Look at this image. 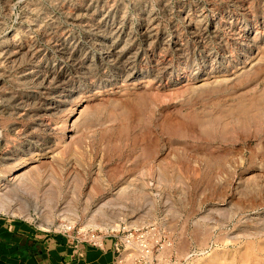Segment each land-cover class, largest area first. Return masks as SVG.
<instances>
[{
  "label": "rangeland",
  "instance_id": "1",
  "mask_svg": "<svg viewBox=\"0 0 264 264\" xmlns=\"http://www.w3.org/2000/svg\"><path fill=\"white\" fill-rule=\"evenodd\" d=\"M0 16V214L108 235L125 264H264V0Z\"/></svg>",
  "mask_w": 264,
  "mask_h": 264
},
{
  "label": "crops",
  "instance_id": "2",
  "mask_svg": "<svg viewBox=\"0 0 264 264\" xmlns=\"http://www.w3.org/2000/svg\"><path fill=\"white\" fill-rule=\"evenodd\" d=\"M114 243L108 239L104 247L77 244L61 231L0 214V264H125Z\"/></svg>",
  "mask_w": 264,
  "mask_h": 264
},
{
  "label": "bare ground",
  "instance_id": "3",
  "mask_svg": "<svg viewBox=\"0 0 264 264\" xmlns=\"http://www.w3.org/2000/svg\"><path fill=\"white\" fill-rule=\"evenodd\" d=\"M63 1H66V0H63ZM83 1V0H82ZM110 1V0H109ZM144 1H146V0H144ZM150 1V0H149ZM35 2V1H34ZM57 2V1H56ZM142 2V1H141ZM141 2H140V4L139 5H141ZM161 2H163V1H161ZM11 3V2H10ZM60 3V2H59ZM62 4V3H61ZM66 4V3H65ZM136 4V3H135ZM148 4V3H147ZM147 4H146V6H147ZM8 5V4H7ZM34 5V4H33ZM37 5H39V4H37ZM37 5H35V6H37ZM89 5V4H88ZM168 5V4H167ZM40 7H42L41 5H39ZM63 6V5H62ZM125 6V5H124ZM45 7V6H44ZM65 7V6H64ZM100 7V6H99ZM125 8V7H124ZM11 9V8H10ZM100 9H101V7H100ZM121 9V8H120ZM189 9V8H188ZM193 9V8H192ZM8 10V9H7ZM49 10V9H48ZM133 10V9H132ZM147 9H145V11H146ZM112 11V10H111ZM128 11V10H127ZM143 11V10H142ZM253 11V10H252ZM7 12H9V11H7ZM29 12V11H28ZM40 13V12H39ZM115 14H116V12H114ZM145 13V12H144ZM150 13V12H149ZM194 13H196V11L194 12ZM30 14V13H29ZM114 14V15H115ZM119 14V13H118ZM126 14H127V12H126ZM148 14V13H147ZM147 14H146V16H147ZM183 14V13H182ZM26 15V14H25ZM129 15V14H128ZM143 15V14H142ZM194 15V14H193ZM199 15V14H198ZM198 15H197V17H198ZM33 16V15H32ZM31 16V17H32ZM35 16V15H34ZM82 16V15H81ZM126 16V15H125ZM145 16V15H144ZM150 16V15H149ZM152 17H153V15H151ZM200 16V15H199ZM1 17V16H0ZM46 17V16H45ZM118 17V16H117ZM122 17V16H121ZM128 17V16H127ZM143 17V16H142ZM36 18V17H35ZM38 18V17H37ZM83 18V17H82ZM115 18V17H114ZM114 18H112V19H114ZM119 18V17H118ZM117 18V19H118ZM130 18V17H129ZM128 18V19H129ZM189 18H191V17H189ZM195 18V17H194ZM206 18V17H205ZM32 19V18H31ZM50 19V18H49ZM52 19V18H51ZM84 19V18H83ZM104 19V18H103ZM111 19V18H110ZM25 20V19H24ZM30 20V19H29ZM33 20V19H32ZM120 20V19H119ZM127 20V19H126ZM125 20V21H126ZM131 20V19H130ZM129 20V21H130ZM148 20H149V18H148ZM193 20V19H192ZM198 20V19H197ZM109 21V20H108ZM116 21V20H115ZM202 21V20H201ZM55 22V21H54ZM107 22V21H106ZM119 22H121V21H119ZM214 22V21H213ZM38 23H39V21H38ZM41 23V22H40ZM50 23V22H49ZM110 23V22H109ZM151 23V22H150ZM189 23V22H188ZM1 24V23H0ZM31 24V23H30ZM33 24V23H32ZM37 24V23H36ZM52 24V23H51ZM118 24V23H117ZM116 24V25H117ZM120 24V23H119ZM122 24V23H121ZM128 24V23H127ZM246 24V23H245ZM38 25V24H37ZM36 25V26H37ZM41 25V24H40ZM59 25V24H58ZM57 25V26H58ZM153 25H154V23H153ZM202 25V24H201ZM200 25V27H202ZM4 26V25H3ZM32 26V25H31ZM39 26V25H38ZM87 26V25H86ZM109 26V25H108ZM114 26V25H113ZM132 26V25H131ZM143 26V25H142ZM44 27V26H43ZM120 27V26H119ZM147 27H148V24H147ZM193 27V26H192ZM37 28V27H36ZM40 28V27H39ZM47 28V27H46ZM60 28V27H59ZM103 28V27H102ZM107 28V27H106ZM123 28V27H122ZM121 28V29H122ZM126 28V27H125ZM199 28V27H198ZM1 29V28H0ZM113 29H115V28H113ZM141 29V28H140ZM154 29H155V27H154ZM153 29V30H154ZM202 29H203V27H202ZM205 29V28H204ZM111 30V29H110ZM120 30V29H119ZM210 30V29H209ZM43 31H44V29H43ZM132 31H133V29H132ZM146 31V30H145ZM67 32V31H66ZM118 32V31H117ZM123 32V31H122ZM128 32V31H127ZM156 32V31H155ZM33 33V32H32ZM124 33V32H123ZM126 33V32H125ZM14 34V33H13ZM12 34V35H13ZM120 34V33H119ZM126 35H127V33H126ZM176 35V34H175ZM98 36V35H97ZM114 36V35H113ZM117 36V35H116ZM14 37H15V35H14ZM13 37V38H14ZM107 37H109V36H107ZM154 37V36H153ZM11 38H12V36H11ZM13 38H12V40H13ZM47 38V37H46ZM90 38V37H89ZM112 38V37H111ZM124 38V37H123ZM37 39V38H36ZM118 39V38H117ZM5 40V39H4ZM10 40V39H9ZM11 40V41H12ZM16 40H17V38H16ZM69 40V39H68ZM73 40V39H72ZM78 40V39H77ZM16 42V41H15ZM69 42V41H68ZM113 42H115L114 40H113ZM117 42V41H116ZM134 42V41H133ZM23 43V42H22ZM66 43V42H65ZM71 43V42H70ZM73 43V42H72ZM120 43V42H119ZM6 44V43H5ZM15 44V43H14ZM17 44V43H16ZM21 44V43H20ZM32 44V43H31ZM37 44V43H36ZM81 44V43H80ZM15 46V45H14ZM27 46V45H26ZM29 46V45H28ZM31 46V45H30ZM56 46V45H55ZM65 46V45H64ZM82 46V45H81ZM101 46V45H100ZM1 47V46H0ZM77 47H79V46H77ZM132 47V46H131ZM16 49H17V47H15ZM15 48H13V50L15 51ZM61 49H62V47H60ZM87 48H88V46H87ZM256 48V47H255ZM2 49V48H1ZM6 49V48H5ZM26 49V48H25ZM67 49V48H66ZM90 49V48H89ZM130 49V48H129ZM22 50V49H21ZM24 50V49H23ZM81 50V49H80ZM83 50V49H82ZM91 50V49H90ZM94 50V49H93ZM92 50V51H93ZM117 50V49H116ZM2 51V50H1ZM11 51V50H10ZM25 51V50H24ZM75 51V50H74ZM121 51V50H120ZM125 51H126V49H125ZM7 52V51H6ZM21 52V51H20ZM20 52H19V54H20ZM31 52V51H30ZM36 53H37V51H35ZM63 52V51H62ZM89 52V51H88ZM116 52V51H115ZM1 53V52H0ZM3 53V52H2ZM13 53V52H12ZM16 53V52H15ZM27 53V52H26ZM73 53V52H72ZM81 53H83V52H81ZM93 53V52H92ZM109 53V52H108ZM129 53V52H128ZM21 54H23L22 52H21ZM28 54V53H27ZM69 54V53H68ZM76 54H78V53H76ZM3 55V54H2ZM9 55V54H8ZM13 55V54H12ZM11 55V56H12ZM37 55V54H36ZM74 55V54H73ZM86 55V54H85ZM84 55V56H85ZM97 55V54H96ZM1 56V55H0ZM3 56H5V55H3ZM7 56V55H6ZM16 56V55H15ZM22 56V55H21ZM21 56H19V57H21ZM31 56H32V54H31ZM68 56V55H67ZM83 56V57H84ZM106 56V55H105ZM111 56V55H110ZM110 56H108V57H110ZM117 56V55H116ZM10 57V56H9ZM12 57H14V56H12ZM62 57H63V55H62ZM97 57V56H96ZM120 57V56H119ZM123 57V56H122ZM121 57V58H122ZM66 58V57H65ZM126 58H128V57H126ZM6 59V58H5ZM14 59H15V57H14ZM17 59V58H16ZM123 59V58H122ZM12 60V59H11ZM22 60V59H21ZM32 60V59H31ZM91 60V59H90ZM89 60V61H90ZM104 60V59H103ZM111 60V59H110ZM113 60V59H112ZM79 61H81V59L79 60ZM84 61V60H83ZM82 61V62H83ZM17 62H18V60H17ZM21 62V61H20ZM78 63V62H77ZM85 63H87V62H85ZM94 63V62H93ZM128 63V62H127ZM6 64V63H5ZM56 65V64H55ZM77 65V64H76ZM43 66V65H42ZM79 66V65H78ZM126 66V65H125ZM85 67V66H84ZM21 68H23V67H21ZM31 68V67H30ZM43 68V67H42ZM82 68H83V66H82ZM81 68V69H82ZM44 69H47V68H45L44 67ZM57 69V68H56ZM84 70H85V68H84ZM83 70V71H84ZM32 71H34L33 69H32ZM32 71H30V72H32ZM46 71V70H45ZM44 71V72H45ZM64 71V70H63ZM5 72V71H4ZM85 72V71H84ZM7 73V72H6ZM17 73V72H16ZM38 73V72H37ZM47 73V72H46ZM27 74V73H26ZM34 75H35V73H34ZM29 76V75H28ZM42 76V75H41ZM43 76H45V75H43ZM11 77V76H10ZM16 77V76H15ZM34 77V76H33ZM47 77V76H46ZM131 78V77H130ZM133 78V77H132ZM24 79V78H23ZM38 79H39V77H38ZM14 80V79H13ZM18 80V79H17ZM25 81V80H24ZM48 81H49V79H48ZM12 82V81H11ZM17 84V83H16ZM19 85V84H18ZM6 88V87H5ZM11 89V88H10ZM13 91V90H12ZM14 92V91H13ZM20 94V93H19ZM22 94V93H21ZM11 96H12V94H10ZM10 95H8V96H10ZM26 95H24V97H25ZM34 96V95H33ZM2 97V96H1ZM6 97V96H5ZM19 97H21V96H18V99H19ZM9 98V97H8ZM28 98V97H27ZM4 99V98H3ZM6 99V98H5ZM13 99H14V97H13ZM13 99L12 100H10L11 102L13 101ZM17 99V98H16ZM30 99V98H29ZM2 100V99H1ZM3 101V100H2ZM15 101V100H14ZM17 101V100H16ZM23 101V100H22ZM27 101V100H26ZM6 102H8V101H6ZM21 102V101H20ZM24 102V101H23ZM46 102V101H45ZM9 103V102H8ZM17 103V102H16ZM52 103V102H51ZM3 105V104H2ZM6 105V104H5ZM8 105H11V104H8ZM17 109V108H16ZM56 109V108H55ZM10 110V109H9ZM19 110V109H18ZM43 110V109H42ZM29 112V111H28ZM16 114V113H15ZM38 120V119H37ZM38 123V122H37ZM21 127V126H20ZM35 140H37V139H35ZM34 140V141H35ZM39 140V139H38ZM51 141V140H50ZM46 142V141H45ZM47 143V142H46ZM27 144H29V143H27ZM31 144V143H30ZM34 145V144H33ZM30 146V145H29ZM37 146H38V144H37ZM45 146V145H44ZM49 146V145H48ZM32 147V146H31ZM40 147V146H39ZM13 148V147H12ZM25 148H27V147H25ZM14 149V148H13ZM28 149H29V147H28ZM42 149V148H41ZM46 149V148H45ZM22 150V149H21ZM24 151V150H23ZM40 151V150H39ZM21 152V151H20ZM30 152V151H29ZM11 153H12V151H11ZM19 153V152H18ZM26 153V152H25ZM46 153V152H45ZM22 154V153H21ZM4 155V154H3ZM19 155H20V153H19ZM18 156V155H17ZM22 156H23V154H22ZM38 156V155H37ZM10 158V157H9ZM20 158V157H19ZM19 158H17V160L19 159ZM3 159V158H2ZM1 159V160H2ZM11 159V158H10ZM13 161H14V159H12ZM3 161V160H2ZM6 161V160H5ZM23 161V160H22ZM4 162V161H3ZM11 162V161H10ZM21 164V163H20ZM16 166V165H15ZM23 169V168H22ZM24 172V171H23ZM22 172V173H23ZM20 173V172H19ZM18 175V174H17ZM0 184H2V183H0ZM6 187V186H5ZM4 188V187H3ZM16 188V187H15ZM14 191H16V190H14ZM2 199V198H1ZM0 199V200H1ZM3 200H4V198H3ZM6 200V199H5ZM1 202V201H0ZM5 202H7V201H5ZM2 203V202H1ZM9 205V204H8ZM4 210H6V207H5V204L4 203H2V204H0V211H4Z\"/></svg>",
  "mask_w": 264,
  "mask_h": 264
},
{
  "label": "built area",
  "instance_id": "4",
  "mask_svg": "<svg viewBox=\"0 0 264 264\" xmlns=\"http://www.w3.org/2000/svg\"><path fill=\"white\" fill-rule=\"evenodd\" d=\"M45 230L51 231L49 229H45ZM61 232L73 238L77 244H81L85 242L92 245L104 247L106 246L107 240L109 239L108 235H104V234L102 235L92 231L72 230L69 227L63 229ZM114 244L116 248L119 250L118 242H115Z\"/></svg>",
  "mask_w": 264,
  "mask_h": 264
}]
</instances>
